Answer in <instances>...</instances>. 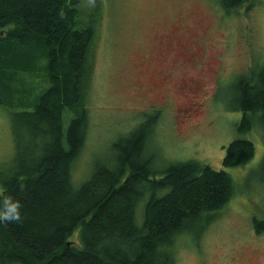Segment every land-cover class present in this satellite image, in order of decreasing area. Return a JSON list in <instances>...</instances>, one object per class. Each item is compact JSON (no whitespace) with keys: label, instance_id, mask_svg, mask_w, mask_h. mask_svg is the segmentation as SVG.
I'll return each instance as SVG.
<instances>
[{"label":"trees","instance_id":"trees-1","mask_svg":"<svg viewBox=\"0 0 264 264\" xmlns=\"http://www.w3.org/2000/svg\"><path fill=\"white\" fill-rule=\"evenodd\" d=\"M242 1L227 0L229 9ZM78 15V0H0V106L11 112L16 147L0 201L21 204L19 220L0 221V264H175L177 238L210 223L237 186L224 170L193 160L156 178L149 123L116 140L87 179L72 181L88 117L81 109L64 126V114L78 110L89 89L95 33V19L82 25ZM254 68L237 82L238 129L255 122L264 133V65ZM37 70L49 86L30 106L20 74ZM254 152L251 141H233L222 166L242 165ZM77 229L81 247L68 241Z\"/></svg>","mask_w":264,"mask_h":264},{"label":"rangeland","instance_id":"rangeland-1","mask_svg":"<svg viewBox=\"0 0 264 264\" xmlns=\"http://www.w3.org/2000/svg\"><path fill=\"white\" fill-rule=\"evenodd\" d=\"M223 1L78 0V21L86 25L95 19V33L89 89L79 109L64 114V126L81 109L88 117L72 181L87 179L93 161L109 157L116 140L149 123L146 147L153 156L149 168L156 171V178L172 164L193 160L224 170L237 186L210 223L201 230L195 225L192 233L177 238L175 264H264L263 127L254 122L250 130L238 129L243 116L237 86L241 78L233 76L224 83V62L229 72L244 75L253 67L258 72L264 65V0L242 1L243 6L228 15L229 49L225 59L224 49L214 36L219 21L223 29L220 40L224 37ZM207 26L211 29L210 46H205L207 63L215 65L217 71L214 77L210 74L201 80L203 105L196 107L189 119H180L184 92L178 85L184 78L181 65L171 57L172 50L185 43L172 39V35L180 27L189 34ZM39 72L20 74L24 76L23 86L31 92L30 106L49 86L46 75ZM216 76L221 78L214 92ZM256 118L251 115L250 122ZM236 140L251 141L254 155L242 165L224 168L226 148ZM15 150L11 112L0 106V183L14 168ZM68 241L81 247L79 229Z\"/></svg>","mask_w":264,"mask_h":264},{"label":"flooded vegetation","instance_id":"flooded-vegetation-1","mask_svg":"<svg viewBox=\"0 0 264 264\" xmlns=\"http://www.w3.org/2000/svg\"><path fill=\"white\" fill-rule=\"evenodd\" d=\"M241 3L240 7L243 6L241 5ZM236 8L229 9L227 0H224V37L222 40H220V37L223 35L221 23L218 21V24H216L214 27V32L216 33L214 36L217 38L216 43H220L219 47H223L224 49V59L227 58V53L229 49L228 32L226 29V26H228V15H230L231 12ZM179 24H182V22L180 21ZM209 28L210 27L207 26L204 30H197L196 32L194 30H191L189 31V34H187L186 31H184L183 28L180 27L172 35V39L185 43L178 48H174L172 50L173 56L171 57L173 62L177 63L178 65H181L183 73L182 78H184V80L181 81V83H179L178 85V87L184 92V103L179 108L180 119H189L191 117L192 111L196 107L203 105L204 95L202 96L201 94H204V85L201 84V80L207 78L208 76H210V74L214 77V74L217 71L215 65L207 63L208 54L205 46H210L208 33L211 29ZM228 69L226 63L224 62V83H229L230 77H241L243 75L242 72H229ZM221 71L218 75L221 74ZM164 74L168 73L164 72ZM217 76L214 79V92L218 84L217 80L221 78L220 76L217 79Z\"/></svg>","mask_w":264,"mask_h":264},{"label":"clouds","instance_id":"clouds-1","mask_svg":"<svg viewBox=\"0 0 264 264\" xmlns=\"http://www.w3.org/2000/svg\"><path fill=\"white\" fill-rule=\"evenodd\" d=\"M21 204L12 197H5L0 201V221H14L20 219Z\"/></svg>","mask_w":264,"mask_h":264}]
</instances>
